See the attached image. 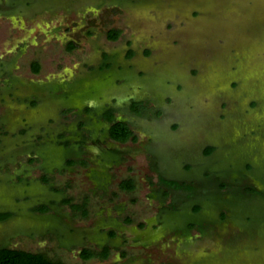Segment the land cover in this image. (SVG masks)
Returning a JSON list of instances; mask_svg holds the SVG:
<instances>
[{
  "label": "rangeland",
  "instance_id": "rangeland-1",
  "mask_svg": "<svg viewBox=\"0 0 264 264\" xmlns=\"http://www.w3.org/2000/svg\"><path fill=\"white\" fill-rule=\"evenodd\" d=\"M0 211L65 264H264V0H0Z\"/></svg>",
  "mask_w": 264,
  "mask_h": 264
},
{
  "label": "trees",
  "instance_id": "trees-1",
  "mask_svg": "<svg viewBox=\"0 0 264 264\" xmlns=\"http://www.w3.org/2000/svg\"><path fill=\"white\" fill-rule=\"evenodd\" d=\"M108 37L111 39H115L119 34V29H110L108 31ZM73 44H70V47H72ZM38 62L33 61V69L35 71L38 70ZM89 106H87V110ZM103 116L105 121L107 122L106 131L110 138L117 140V141H126L128 138L136 139V134L133 132L131 127L129 126L128 122L123 119H118L114 115V109L109 107L105 111H103ZM213 150V146H208L205 151L211 152ZM69 162H74V159H69ZM44 179H47L43 176ZM163 180L170 184L177 186L179 185L178 181L176 179H166L163 178ZM121 187L126 189H132L134 187V182L132 178L123 179L121 181ZM68 201V199H67ZM71 206L74 209L81 208L82 213L86 214V208L84 207V203H73L71 202ZM198 208L199 205H196ZM48 209V206L46 205L45 210ZM10 215V211H0V219H4ZM195 222H191V224H194ZM80 256L84 259H88L91 257H99V258H105L109 254V246L104 245L100 249H94L90 247H83L80 252ZM0 264H65L61 260H56L51 257H49L45 252L43 251H31L23 248L18 247H10L6 245L0 246Z\"/></svg>",
  "mask_w": 264,
  "mask_h": 264
},
{
  "label": "flooded vegetation",
  "instance_id": "flooded-vegetation-1",
  "mask_svg": "<svg viewBox=\"0 0 264 264\" xmlns=\"http://www.w3.org/2000/svg\"><path fill=\"white\" fill-rule=\"evenodd\" d=\"M7 218V217H6ZM5 219V218H4ZM1 220V219H0Z\"/></svg>",
  "mask_w": 264,
  "mask_h": 264
}]
</instances>
